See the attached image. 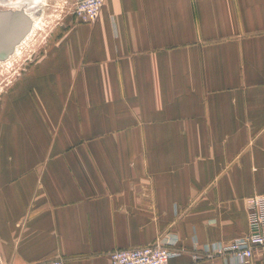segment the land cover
I'll use <instances>...</instances> for the list:
<instances>
[{
	"label": "crops",
	"instance_id": "obj_1",
	"mask_svg": "<svg viewBox=\"0 0 264 264\" xmlns=\"http://www.w3.org/2000/svg\"><path fill=\"white\" fill-rule=\"evenodd\" d=\"M8 92L2 264H108L164 236L171 264H237L215 247L264 193V0H105Z\"/></svg>",
	"mask_w": 264,
	"mask_h": 264
},
{
	"label": "built area",
	"instance_id": "obj_2",
	"mask_svg": "<svg viewBox=\"0 0 264 264\" xmlns=\"http://www.w3.org/2000/svg\"><path fill=\"white\" fill-rule=\"evenodd\" d=\"M104 2L105 0H73L72 14L78 21L92 22L99 15ZM246 209L248 232L226 245L215 247L218 253H230L237 264H251L253 259L264 257V193L247 197ZM175 242L164 236L143 246L115 248L108 253V264H171L170 259L179 253L171 248ZM205 252L208 253L206 247ZM31 264H64V259L57 257Z\"/></svg>",
	"mask_w": 264,
	"mask_h": 264
},
{
	"label": "rangeland",
	"instance_id": "obj_3",
	"mask_svg": "<svg viewBox=\"0 0 264 264\" xmlns=\"http://www.w3.org/2000/svg\"><path fill=\"white\" fill-rule=\"evenodd\" d=\"M39 1L0 0L1 10H18L26 6L37 10L43 22L42 27L36 29L26 45H23L19 55L14 56L10 63H0V117L8 99V90L14 83L28 81L33 77L39 58L46 53L53 38L62 30L67 15L73 16V0H47L44 6H40Z\"/></svg>",
	"mask_w": 264,
	"mask_h": 264
},
{
	"label": "water",
	"instance_id": "obj_4",
	"mask_svg": "<svg viewBox=\"0 0 264 264\" xmlns=\"http://www.w3.org/2000/svg\"><path fill=\"white\" fill-rule=\"evenodd\" d=\"M29 24L30 19L21 9H0V60L6 58L28 31Z\"/></svg>",
	"mask_w": 264,
	"mask_h": 264
},
{
	"label": "bare ground",
	"instance_id": "obj_5",
	"mask_svg": "<svg viewBox=\"0 0 264 264\" xmlns=\"http://www.w3.org/2000/svg\"><path fill=\"white\" fill-rule=\"evenodd\" d=\"M47 0H40L38 2V4L40 6H44L46 4ZM37 3V2H35ZM26 5V4H24ZM22 5V6H24ZM28 6V5H27ZM17 8V7H16ZM19 8V7H18ZM20 9L22 11H24V14L26 16H28V18L30 19V24H29V29L28 31L23 35V37L13 46L11 52L6 56L5 59H1L0 63H10L11 59L16 56L19 55L21 53V49L23 47V45H26V43L29 41V39L31 38V36L33 35L34 31L36 29H40L42 27V19L40 18L37 10H32L30 8H27L26 6L24 7H20ZM36 35V34H35ZM33 41V40H32ZM24 49V48H23Z\"/></svg>",
	"mask_w": 264,
	"mask_h": 264
}]
</instances>
